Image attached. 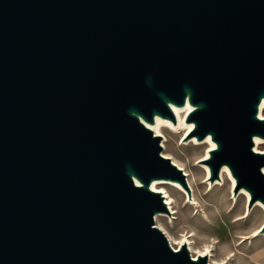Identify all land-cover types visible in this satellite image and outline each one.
Returning <instances> with one entry per match:
<instances>
[{
	"label": "water",
	"instance_id": "1",
	"mask_svg": "<svg viewBox=\"0 0 264 264\" xmlns=\"http://www.w3.org/2000/svg\"><path fill=\"white\" fill-rule=\"evenodd\" d=\"M262 101L264 0H0V264H208L154 226L153 181L191 195L147 125L189 104L250 209Z\"/></svg>",
	"mask_w": 264,
	"mask_h": 264
},
{
	"label": "rangeland",
	"instance_id": "2",
	"mask_svg": "<svg viewBox=\"0 0 264 264\" xmlns=\"http://www.w3.org/2000/svg\"><path fill=\"white\" fill-rule=\"evenodd\" d=\"M168 130L169 131L164 132V135L167 137V143H162L167 147L166 153L171 157V159L173 158L180 165H182V167H184L188 173H190V185L187 183V185H189L188 188L190 191V195L192 194L193 196L194 194L196 201L199 203V206H202L201 208L204 209L208 215V219L205 220L203 218L202 222L200 221L201 224L199 221H195L194 218L189 220L192 226H195L197 229H199V232L203 231L207 235L206 238L196 236L195 241L197 242V245L201 246L202 244H209L214 239V243L217 242V244L215 245L216 249H214V252H212L214 256L213 260L218 261L220 258L224 257L223 251H221L218 245L220 246V244L222 245L227 242L229 243L228 249L229 251H231V256L228 264H243L244 260H249V257L254 254V249H252V246H264V233L245 241L238 238L240 237V235H244L247 237L250 236L253 229H256L258 226H260V224L264 220V214L261 211L253 210V204L249 209L248 217H246L248 204L246 205L243 199H238V205L236 207L233 206L234 204H232V201L234 192L229 191V189H226L225 192V200L227 204H229L228 208H223L221 214H219V212L217 211H213L212 202H217V199L215 197H209L210 181H206L203 165L200 162L203 159L207 148L205 146H192L194 144L192 139L184 140L183 126L176 129L168 127ZM260 149L264 151V145L260 146ZM168 186L174 188L173 190H167L168 193L172 195L171 197L176 201V204H173V207L175 208L177 214L173 216L164 215L167 217V219L164 220V227L167 229V232L171 237L177 238L181 233L191 230L190 227H185L186 225L182 223H184L183 215H186V217L190 219V213L188 211H190L192 208H188L189 204L185 198V193L187 192L184 189L181 190L173 185ZM213 187L214 186H212L211 188ZM176 192L178 193V195L176 194ZM238 193L236 194V197L234 199L235 202L237 201ZM222 203L224 202L219 201L217 205L221 207ZM199 206H197V208L195 209L193 208L191 213L194 214L195 212L199 211L200 214L201 208ZM223 207H225V203ZM187 214L189 215L187 216ZM238 217L242 219L237 220ZM170 222H173L174 226L170 224ZM232 255L235 256L233 257ZM242 257L245 258L243 259Z\"/></svg>",
	"mask_w": 264,
	"mask_h": 264
},
{
	"label": "bare ground",
	"instance_id": "3",
	"mask_svg": "<svg viewBox=\"0 0 264 264\" xmlns=\"http://www.w3.org/2000/svg\"><path fill=\"white\" fill-rule=\"evenodd\" d=\"M192 107L189 104H185L184 107H175L172 106V112L175 118V124L172 123L170 120L168 119H163L160 117H156L155 118V122L153 125H147V127L149 129L152 130V132L155 134V136H159L161 139L160 144L162 147V154L164 157L169 158L172 163L177 166L181 171H183L184 176L186 178L187 183L190 185V181H189V177H190V173H188L186 171V169L184 167H182V165H180L177 161H175L173 158L171 159V157L166 153L167 147L165 144V142L167 143V137L164 135V132L169 131V128H178V127H182L184 128V140H190L192 139V141L194 142V144L192 146H205L207 148L206 153L204 154L203 159L200 161L201 164L203 165V170L205 172V178L206 181L209 182V168L207 166V164L205 163L206 160L209 157V151L213 148H215V144L213 142H211L210 138L207 137L206 139H204L203 141H197L196 138L192 135V131H193V123H186L185 122V118L186 116L191 112ZM258 116L260 119H264V101L261 102L260 106H259V111H258ZM164 143V144H162ZM264 145V139L259 138V137H255L254 141H253V147H254V151L263 154L264 151H262L260 149V146ZM263 172H264V167H263ZM209 191H210V198H216L217 202H212V209L213 211H217L219 212V214L222 213L223 208L227 209L228 205L226 200H225V192L226 189H229V191L233 192L234 187H235V180L232 178V176L230 175L228 169L226 167H223L222 170L220 171V179H216L213 181V183L210 181L209 183ZM168 185H173L181 190H183V188L172 181H161V180H157V181H153L151 184V190L154 192H159L163 195V198L165 200V205H167V212L166 213H159L154 217V226L159 229L165 237H167L166 239L169 240V244L170 246L177 251V249H179L181 246H186V249L188 250V252L190 253L191 257L193 258V260H195L196 258L199 257H205L208 258V264H228V261L230 260V253L231 251H229V243L225 242L224 244H220V246L218 245V247L221 249V251H223L224 257L220 258L218 261H214L213 258V254L212 252H214V249H216V243H214V239L212 240L211 243L209 244H202L197 245V242L195 241V237L200 236V237H204L206 238L207 235L202 231L199 232V229H197L195 226H192V224L190 223L189 220H191L192 218L195 219V221H201L204 218L205 220L208 219V215L206 213V211L204 209H202V206H199V203L196 201V198L193 194H191V198H188L187 193H185V198L188 202V208H197V206H199L201 208V216L199 214V211L195 212L194 214L191 213L192 209L190 211H188L190 213V219H188L186 217V215H183V220L186 226L185 227H190L191 230L188 232H183L181 233L177 238H173L171 237L168 232L167 229L164 227V220L167 219L166 216H170V215H175L177 214L175 208L173 207V204H176L175 199H173L169 193L167 189H174L173 187H169ZM188 185V186H189ZM168 186V187H167ZM212 186H214L213 188H211ZM176 190V189H175ZM177 191V190H176ZM221 192V193H219ZM176 194L178 195V193L176 192ZM217 195V196H216ZM236 197V194L233 195V206H237L238 205V199H243L244 203L247 205L249 202V194L244 190V189H240L239 193H238V198L237 201L235 202L234 199ZM223 201L225 203V207H223L224 203H222V206H218L217 203L218 202ZM169 210V211H168ZM236 210V209H234ZM253 210H258L261 211L264 214V206L259 202L256 201L254 202V208ZM249 213V209L247 211V216ZM189 214H187L188 216ZM245 217V216H244ZM242 218L238 217L237 220H240ZM244 219V218H243ZM172 220V219H171ZM194 221V220H192ZM200 222V224H201ZM170 224H172L174 226L173 222H170ZM209 227V226H208ZM264 233V220L262 221V223L260 224V226H258L256 229H253L252 234L250 236H244V235H240V237L238 239H241L243 241L245 240H250L252 237H257L259 235H262ZM199 237V238H200ZM260 239V238H259ZM252 245V244H251ZM254 245V244H253ZM264 245V244H263ZM252 249L254 254L251 255L249 257V260H244L243 264H264V246L262 247H253ZM233 257L235 255H232ZM243 258V257H242ZM245 258V257H244ZM243 258V259H244ZM240 259V258H239Z\"/></svg>",
	"mask_w": 264,
	"mask_h": 264
}]
</instances>
